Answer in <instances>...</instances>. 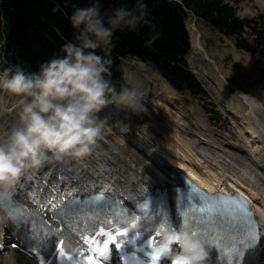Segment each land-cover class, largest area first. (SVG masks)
I'll use <instances>...</instances> for the list:
<instances>
[{
	"label": "clouds",
	"instance_id": "clouds-1",
	"mask_svg": "<svg viewBox=\"0 0 264 264\" xmlns=\"http://www.w3.org/2000/svg\"><path fill=\"white\" fill-rule=\"evenodd\" d=\"M59 8L56 5L53 11ZM68 18L75 29L74 39L61 45V55L42 61L37 71L20 65L0 70V89L22 101L17 123L0 132V199L11 198V190L27 171L67 155L84 157L113 128L122 134L131 131L130 115L148 112L135 90L117 89L105 75L111 72L117 30L139 32L147 26L149 36L144 43L150 46L157 39L146 0H134L131 7L120 3L104 11L101 0L73 4ZM244 95L264 112V99ZM110 105L123 110L126 118L112 122L110 114L101 115ZM149 125L148 121L136 125L140 139L150 141ZM142 227L162 234V255L206 264L209 252L201 236L177 229L171 220L154 224L150 219ZM173 244L179 245V252H173Z\"/></svg>",
	"mask_w": 264,
	"mask_h": 264
},
{
	"label": "snow or ice",
	"instance_id": "snow-or-ice-1",
	"mask_svg": "<svg viewBox=\"0 0 264 264\" xmlns=\"http://www.w3.org/2000/svg\"><path fill=\"white\" fill-rule=\"evenodd\" d=\"M186 177L190 188L187 192L176 188L174 196L182 229L201 236L205 244L215 245L227 264H243L246 250L264 239V223L252 201L241 192L210 191ZM73 182L81 183L74 174L70 181H64L66 186ZM20 196L17 191L11 200L0 199V205L21 230L28 250L39 256L40 264H111L114 251L125 264H162L166 260L170 264H189L179 256L173 259L161 254L162 234L155 228L147 235L137 229L142 218L146 221L150 217L154 224L171 220L167 188L161 189L156 203L150 195L151 211L147 199L125 200L119 190L106 193L103 185L91 191L82 186L75 195L62 196L63 203L59 205L55 196L46 203L33 196L36 209L21 204ZM3 226L4 216L0 215V227ZM213 226H217L216 230ZM140 237L144 239L134 250L124 248L126 241L135 242ZM142 246L146 247V255L139 251Z\"/></svg>",
	"mask_w": 264,
	"mask_h": 264
},
{
	"label": "bare ground",
	"instance_id": "bare-ground-1",
	"mask_svg": "<svg viewBox=\"0 0 264 264\" xmlns=\"http://www.w3.org/2000/svg\"><path fill=\"white\" fill-rule=\"evenodd\" d=\"M261 1L264 3V0ZM190 29L193 34V46L195 51L203 53L200 45L201 37L200 39L197 38L195 26H190ZM236 54L241 56L239 51H236ZM257 98L259 97L257 96ZM242 99L244 100V98ZM157 100L159 106L156 110L162 114V117L166 120L162 127H156L161 129L164 135L157 136V134L154 133L153 124L149 125V132L158 139V144H156V141L153 142L140 139L138 136H133L136 125L141 124V122H138L139 120H135L133 116L130 115L129 118L132 121V130L127 132L132 136L130 143L126 141L129 139V136H127L128 134H125V136L122 135L119 129H117L118 133L113 132L112 134H107L106 132L105 135H107L105 139L99 143L97 142L93 146V151L90 154L84 157L67 155L62 159H53L45 163L48 165V169H58L65 175L76 173L78 176L84 177L85 180H90V186L92 187L99 184L101 179V182L108 180L111 181V183H118L120 186L130 189H133V185L152 187L157 184L158 181L170 184L173 187L176 185V182L173 180L172 175L176 174L177 171L171 166L175 164L185 165V163L171 158V156L167 155L168 153L172 156L188 160L193 167L200 166L195 162L196 160L202 163L207 161L208 165L206 169L211 172L209 178L214 177L215 181H219V177L221 176L218 173L222 171L232 172L233 175H247L251 180H255L262 192H264V114L254 107V102H252V100L245 99L246 102L249 103V107L254 115L246 114L245 111H241L234 105L232 101L226 100L228 109L239 114L240 117L245 120L246 132L250 133L252 140L256 139L257 141L254 149L250 152H245L242 147L235 148L219 139L216 141L217 138L213 134L208 135L199 128L191 127L183 111L172 108L169 102L162 98ZM135 121L137 124L134 125ZM15 123L17 122L11 120V125L8 126V128ZM165 130H168L170 134L165 132ZM174 135L179 137L176 136L177 138H173ZM98 141H100V139H98ZM133 142H138L139 145L136 146ZM151 150H153L154 153H152ZM144 151L151 154L155 159L153 160L156 163L155 172L159 173L161 176L158 179L155 178L157 175L153 176L150 173L148 163L153 166L154 164L152 160L145 156ZM248 153L253 157V162H251ZM76 158H81L84 160V163H76ZM202 158L205 160H201ZM85 159H88V161H85ZM234 164H238L239 169L234 168ZM213 166L214 168H212ZM196 169L201 171L199 168ZM141 175L144 177L143 180H141ZM256 189L259 188L256 186ZM252 195L255 197L257 196L255 192H253ZM9 225L11 224L9 223ZM18 255L14 251H11L10 254L4 256V264H25L20 263ZM29 261L31 264H35L31 259H29Z\"/></svg>",
	"mask_w": 264,
	"mask_h": 264
},
{
	"label": "trees",
	"instance_id": "trees-1",
	"mask_svg": "<svg viewBox=\"0 0 264 264\" xmlns=\"http://www.w3.org/2000/svg\"><path fill=\"white\" fill-rule=\"evenodd\" d=\"M192 1H196L201 10L209 6L211 19L221 28L227 31L241 30L242 25L239 20L233 18L230 7L214 6L218 3L217 0ZM90 2L91 0H0V25L3 17L8 27L7 51L22 65L38 70L42 61L61 55V45L74 39L75 29L68 18L72 5L83 6ZM146 2L150 18L159 33L157 39L150 46L144 43L149 36L147 26L139 32L117 30L116 46L111 53L113 63L119 54L142 51L163 65L167 66L171 62L170 73L176 76L179 73V56L185 50V36L182 33L180 18L170 7L161 8L159 0ZM120 3H127L131 7L134 0H101L102 11ZM56 5L60 8L53 11ZM215 9L217 13H214Z\"/></svg>",
	"mask_w": 264,
	"mask_h": 264
},
{
	"label": "rangeland",
	"instance_id": "rangeland-1",
	"mask_svg": "<svg viewBox=\"0 0 264 264\" xmlns=\"http://www.w3.org/2000/svg\"><path fill=\"white\" fill-rule=\"evenodd\" d=\"M231 2L235 3L236 0H230ZM259 3H261L262 5H264V3L261 0H258ZM235 5L237 6V8L240 10V12L244 13L245 11H250L252 13H257L259 12L262 8L258 7L256 5L255 0H242V2L239 3V5H237L235 3ZM200 24L202 29L205 31L206 33V45L209 48L211 54L218 60H225L227 63H229L230 65H232V67L237 68L238 70H236L235 74H232V78H233V83H240V84H245L247 85L253 92L260 94V97L262 99H264V65H261L259 60H261V56L256 55L255 59H248V57L243 56V60L245 61L246 64H244V69L241 67V61L238 60L239 55H237L238 59H236L230 52L233 50V44H232V38L230 36L225 35L224 33H222L221 31H219L216 27L212 26L210 23H208L206 20L204 19H200ZM236 53V50H235ZM264 57V56H263ZM262 57V58H263ZM248 59V60H247ZM192 62L194 61V65H201V63H203L204 61L201 58H196L194 60V58H192L191 60ZM0 62H3V60H1ZM225 62V63H226ZM205 64L207 65L209 74L212 76L211 73V69H212V65L211 63H209L208 61H205ZM242 69H241V68ZM234 68V69H235ZM149 74L150 77L153 80H145V84L144 86L146 87H150V83L152 85V87H159V85L162 84L163 80H160L156 77V72L153 68L149 69ZM199 74L205 78L203 76V69H201V73L199 72ZM250 77V78H249ZM210 90V89H209ZM211 93H213L210 90ZM172 93L176 94L179 99L181 101H184V104L182 107H184L185 111L187 112V110L190 108V103H194L195 105H199V100L200 97L198 96H194V95H190L189 92H169L168 94L165 93V91H163L161 93L162 94H166L167 95V100H171L170 97H168L169 95H172ZM233 94H235V91L232 92ZM212 98L214 99V96L212 94ZM217 100V101H216ZM214 99L215 101V108L216 111L221 113V115H226V114H230L229 111L222 105V103L220 101H218V99ZM166 101V100H165ZM180 102V101H177ZM7 104V106H6ZM22 107V101L20 99L19 96L15 95V94H11L8 93L7 91L0 89V118H2L3 115H5V112L8 113L9 116H13L16 113H19L20 108ZM198 111L203 112V108H197ZM190 112V111H188ZM230 118L232 119V122H228L227 120H224V122L221 124H214L213 127L215 128V130H219V128L222 129V133L226 134L228 133V131H232L235 130L237 133L238 129H236L234 124V121L237 120V118H233L232 115L230 114ZM211 121H213V119L211 118ZM2 128V125L0 123V129ZM198 129V128H197ZM227 131H224V130ZM203 130V129H201ZM205 131V130H203ZM218 134V133H217ZM219 136H221L220 134H218ZM18 255V254H17ZM19 257V261L20 263H26V261L23 259L22 256L18 255ZM2 259V258H0ZM0 264H4V256H3V260L2 263Z\"/></svg>",
	"mask_w": 264,
	"mask_h": 264
}]
</instances>
